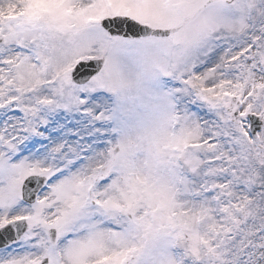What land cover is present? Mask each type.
I'll return each instance as SVG.
<instances>
[{
	"label": "snow or ice",
	"instance_id": "1",
	"mask_svg": "<svg viewBox=\"0 0 264 264\" xmlns=\"http://www.w3.org/2000/svg\"><path fill=\"white\" fill-rule=\"evenodd\" d=\"M0 264H264V0H0Z\"/></svg>",
	"mask_w": 264,
	"mask_h": 264
}]
</instances>
